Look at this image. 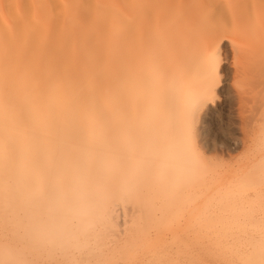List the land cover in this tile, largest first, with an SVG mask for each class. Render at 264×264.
<instances>
[{
    "label": "bare ground",
    "instance_id": "bare-ground-1",
    "mask_svg": "<svg viewBox=\"0 0 264 264\" xmlns=\"http://www.w3.org/2000/svg\"><path fill=\"white\" fill-rule=\"evenodd\" d=\"M225 41L264 67V0H0V264L187 260Z\"/></svg>",
    "mask_w": 264,
    "mask_h": 264
},
{
    "label": "rangeland",
    "instance_id": "rangeland-1",
    "mask_svg": "<svg viewBox=\"0 0 264 264\" xmlns=\"http://www.w3.org/2000/svg\"><path fill=\"white\" fill-rule=\"evenodd\" d=\"M222 49L224 60L218 98L213 105L214 113L209 117L215 121L222 120L215 126L220 135L224 131L223 127L229 125L227 127L232 130L231 134L224 136L230 139L229 145L235 144V140L239 144L228 149L223 147L224 143L217 141L224 149L211 152V155L214 153V159L206 160V163L199 162L201 166L196 162L198 167L195 166V169L204 175L195 179L197 182L200 177L203 178L198 183L201 190L198 184H194L195 192H192L198 194L203 190V194L200 193L199 197L193 193L184 195L185 198L181 200L184 206L178 200V197L182 199L184 196H174V203L171 202L168 208V211L172 209L169 211L172 216L167 213V209L163 210L169 221L165 214L161 216V220L166 218L163 226L175 230L180 236L186 234L189 227L191 239L186 235L179 237L183 244L189 245L185 247L190 253L187 260L191 259L187 262L181 256L179 264H264V67H240L241 58L235 55L228 41L223 43ZM203 185L208 188L205 189ZM192 197L195 199L192 200ZM175 198L178 202H175ZM188 201L191 203L186 204ZM174 204L184 207L182 212L177 213L179 219L172 218L176 210L181 211L180 207L174 208ZM254 218L257 219L254 221ZM184 239L186 242H183Z\"/></svg>",
    "mask_w": 264,
    "mask_h": 264
}]
</instances>
